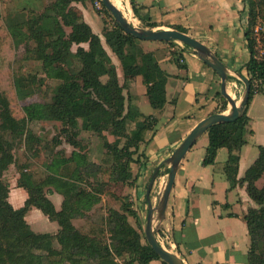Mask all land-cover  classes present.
<instances>
[{"label":"trees","instance_id":"16d2710c","mask_svg":"<svg viewBox=\"0 0 264 264\" xmlns=\"http://www.w3.org/2000/svg\"><path fill=\"white\" fill-rule=\"evenodd\" d=\"M74 1L85 3L89 0H55L53 8L40 16L42 23L33 35L42 38L40 36L48 34L46 48L39 49L38 55L45 63V70L63 80L55 91L53 103L39 105L37 115L61 121L65 125L62 130L67 134L64 140L79 149L81 156L77 159L63 152L60 158L50 162V173L41 182H36L30 172L21 169L17 185L25 189L28 197L23 206L14 207L9 201L10 187L3 175L15 160L12 145L4 139L2 132L12 130L22 134L23 130L17 127L8 98L0 90V264H150L153 259L161 258L147 241L134 201L129 195L113 194L119 204L109 208L106 224L90 219L88 214L101 201L105 183L104 186L92 183L89 178L100 175L108 176L114 182L135 183L137 176L133 173V164L142 167L146 157L141 146L156 119L153 115L141 113L132 102V96L125 94L129 86L127 77L141 76L151 106L161 109L167 102L169 74L160 66L153 51H145L140 45L141 40L126 33L115 21L107 44L122 65L125 81L121 83L101 37L81 11L71 5ZM246 2L249 10L246 37L251 53L246 63L251 81L250 100L237 120L215 124L207 131L209 144L203 163L214 164L218 150L222 147L228 149L225 175L231 186L246 182L247 192L255 203L244 213L250 236L247 264H264V185L258 186L264 176V145L259 146V155L245 176L237 179L240 152L247 143L245 134L249 132L248 108L256 94L254 79H260L264 85V59L255 57L253 37L256 21H264V0ZM132 6H135L133 2ZM104 10L109 14L105 7ZM55 11L52 18L50 15ZM65 26L71 27L70 43H87L88 48L79 46L75 53L66 54ZM148 26L153 27L154 23ZM176 29L186 32L181 26ZM3 40L0 34V48ZM47 47L51 51H46ZM62 59H66L67 67L53 65ZM180 60L179 56L175 57L176 62ZM75 61L77 65H74ZM217 95L221 100L219 112L225 111L227 102L220 92ZM82 129L97 133L113 130L115 140L104 141L106 154L111 157L110 164L101 165L89 159L87 150L78 139ZM52 189L63 195L60 209L48 196ZM33 207L40 209L49 220L56 221L59 230L54 234L31 231L26 214ZM131 217L135 225L130 222ZM79 218L83 219L80 226L75 222ZM53 241L58 246L49 247Z\"/></svg>","mask_w":264,"mask_h":264},{"label":"crops","instance_id":"0c3cea01","mask_svg":"<svg viewBox=\"0 0 264 264\" xmlns=\"http://www.w3.org/2000/svg\"><path fill=\"white\" fill-rule=\"evenodd\" d=\"M123 5L137 25L152 29L181 26L186 33L207 44L229 70V92L237 100L241 99L244 92L241 76L248 78L246 63L251 56L246 37L249 21L246 0H124ZM78 8L92 26L86 5L78 4ZM150 23H154V26H148ZM94 32L99 34L95 30ZM143 42L151 43L150 49L148 47L145 51H153L160 66L169 74L166 84L167 102L163 108L150 114L156 121L141 146L145 150L146 159L141 168H134L133 164L132 170L137 178L133 185H126L125 193L134 201L140 221L145 222L148 205L141 201L146 198L151 171L173 153L199 121L219 112L221 100L217 94L220 92L221 78L189 46L181 43L170 45L162 41ZM103 45L123 83L125 76L119 58L104 43ZM177 56L181 59L179 63L175 61ZM127 80L129 86L125 89V94L129 93L132 102L139 108L140 97L147 96V87L141 76L130 75ZM260 94L262 96L264 93H256L248 108V128L252 130V135L241 149L237 179L245 176L247 169L259 155V146L264 145V136L261 142H255L257 132L253 128L255 117L261 110L258 104L264 106V99L257 98ZM199 139L181 162L161 226V231H168L172 237L173 242L167 247L177 253L185 264H247L250 236L244 213L250 206H255V203L247 192L246 182L240 181L231 186L227 179L224 165L228 149L220 148L215 163L205 165L203 160L209 138L208 143H200ZM251 140L255 145H252ZM221 152L225 154L224 162L220 159ZM168 167L165 165L162 170ZM164 178L165 175L163 183ZM163 183L161 181L159 185L162 186ZM159 189L160 187L157 194L152 196L154 202L157 201ZM10 194V201L16 208L23 206L27 199V193L22 187ZM48 196L56 208L60 209L63 195L52 189ZM36 218L49 220L40 209L33 207L26 220L30 225ZM78 220L83 219L75 220L77 224ZM129 220L133 225L136 224L134 218ZM49 221L46 225L52 231L48 233L54 234L60 226L56 221ZM150 264L164 263L162 259H153Z\"/></svg>","mask_w":264,"mask_h":264},{"label":"rangeland","instance_id":"374dc122","mask_svg":"<svg viewBox=\"0 0 264 264\" xmlns=\"http://www.w3.org/2000/svg\"><path fill=\"white\" fill-rule=\"evenodd\" d=\"M123 1L120 9L132 22V18L126 13L127 11L124 10ZM54 3L55 0H0V34L4 37L0 48V90L5 92L8 98L13 115L17 121V127H22L23 130L22 134L12 130H5L2 132L4 139L12 145L15 160L3 175L4 181L9 184L10 193L11 191L14 193V190L19 187L17 181L21 169L30 172L36 182H41L50 173L48 168L50 162L60 158L63 152L65 155H73L77 157V159L81 156V151L79 149L73 148L64 140L65 136L67 138V134L62 130L65 125L61 121L41 118L37 115V107L39 105L46 106L53 103L55 91L63 82V80L54 77L45 70V63L41 56L38 55V50L43 47L46 48V42L50 37L47 36V33L40 36L42 38L33 35V32H36L42 23L41 19H39L40 16L48 9L53 8ZM78 4L81 3L74 1L71 5L79 10ZM82 4L86 5L88 12H90L89 17L94 30L101 34L103 43L112 53L107 44V40L111 37L113 29L115 28L114 17L109 12V14L106 13L101 0H89ZM55 14L56 11L50 16L53 18ZM260 23H262L264 27V21L258 19L253 28L255 29L256 25ZM11 27H15V30L12 31ZM65 31L67 33V37L65 38L66 42L64 44L66 54L70 51L75 53L79 46L88 48L87 43L78 45L69 42L68 36L71 33V27L65 26ZM255 33V30H253L254 40L256 39L255 50L258 51V55L264 59V28L258 36H256ZM140 45L144 50H148V47L150 49L151 43L143 42L142 40L140 41ZM46 51H51V48L47 47ZM76 63L77 61L74 62V65H77ZM66 64V59L53 63V65L67 67ZM16 82H18V85ZM253 87L256 93H261L264 90V85L260 79H254ZM257 98L264 99V94L262 96L260 94ZM140 99L141 102L138 104L140 112L150 115L152 112L160 110L152 107L148 103L149 101L146 95L141 96ZM240 100L238 101L240 102ZM258 105L261 110L255 117L256 121L253 124V128L257 132L255 142H261L264 136V106L261 105V103ZM79 122L81 125L82 120L79 119ZM112 131L113 130L97 133L94 131L81 130L78 139L82 142L83 149L87 150L90 160H96L94 162L100 163L101 165L111 163V157L106 154L104 141L105 139L110 142L115 140ZM251 132L252 130L249 129V132L245 134L246 139L250 138L252 135ZM199 141L200 143H205V141L208 143V134H203ZM252 142L251 140V143ZM252 145H255V143H252ZM224 151L226 152L227 149L225 148ZM224 155V152H221L220 159L222 162L225 160ZM137 167L138 165L134 164V168ZM168 171L169 167L164 170L161 169L158 173L151 192V197L157 194L156 192L159 187L161 188L159 183H161V181L163 183V175H165L164 180L167 179ZM152 174L153 171H151V176ZM89 179L92 183L103 184V186L105 183L104 194L101 195V201L97 204L98 206H95V210H91L88 214L90 219L92 218L105 225L108 218L107 214H109V208L114 205L118 206L119 204V202L116 201L117 199L113 198L112 195H129L125 193L127 191V184L114 182L108 176H91ZM149 181H147L148 184ZM263 185L264 176L258 181L259 187ZM84 186L87 187V184L84 183ZM10 197L11 194L9 195V201ZM141 202L146 204V198L142 199ZM154 203L156 204L157 201ZM48 222L50 221H43L40 218H36L30 222V225L28 224L29 229L36 232H50L52 229L47 227L46 224H48ZM141 222L143 225L146 221L144 222L141 220ZM34 224L35 226L43 227H35ZM81 224L82 220H78V225L80 226ZM144 227L145 224L143 225V230ZM29 229L26 228V231ZM158 235H161V230ZM50 246H58V244L56 241H53L49 244V247Z\"/></svg>","mask_w":264,"mask_h":264},{"label":"water","instance_id":"95a60500","mask_svg":"<svg viewBox=\"0 0 264 264\" xmlns=\"http://www.w3.org/2000/svg\"><path fill=\"white\" fill-rule=\"evenodd\" d=\"M101 1L108 12L114 17L116 23L126 33L134 36L137 39L145 41L176 42L187 45L194 50L197 57H199L214 71H216L221 78L220 93L227 101V111L212 113L199 121L186 135L180 145L173 151V153L156 167L150 178L146 191L148 213L144 232L148 243L156 251L160 258L167 264H185L183 259L177 253L172 252L171 250L164 247L158 239V233L161 230L162 223L166 217L169 207V200L172 189L175 185L177 173L187 152L193 147V145L203 134L207 133V131L213 125L224 122H232L242 116L250 100L251 81L249 78L241 76L245 87L242 98L240 102H238V100L233 97L228 89L230 77L227 66L207 44L176 28L152 29L137 25L136 23L131 22L125 13L111 0ZM165 165L169 166L167 179L164 181L158 192L157 203L155 204L152 200L151 192L158 173Z\"/></svg>","mask_w":264,"mask_h":264},{"label":"built area","instance_id":"2783aa9c","mask_svg":"<svg viewBox=\"0 0 264 264\" xmlns=\"http://www.w3.org/2000/svg\"><path fill=\"white\" fill-rule=\"evenodd\" d=\"M263 24L260 23V24H257L256 27H255V35L258 36L261 32V30H263ZM256 40V39H255ZM255 57L257 59H260L262 60L263 57H261L260 55H258V51L255 50ZM158 239L160 241V243L166 247L168 249V245H170L173 241H172V237L171 235L168 233V231H161V235H158Z\"/></svg>","mask_w":264,"mask_h":264},{"label":"bare ground","instance_id":"6f19581e","mask_svg":"<svg viewBox=\"0 0 264 264\" xmlns=\"http://www.w3.org/2000/svg\"><path fill=\"white\" fill-rule=\"evenodd\" d=\"M115 5H117V7L121 8L122 7V1L123 0H111ZM133 20V19H132ZM132 22L135 23V21L133 20Z\"/></svg>","mask_w":264,"mask_h":264}]
</instances>
